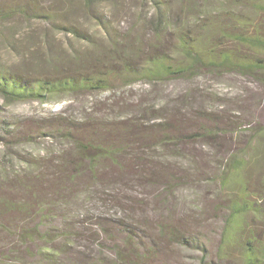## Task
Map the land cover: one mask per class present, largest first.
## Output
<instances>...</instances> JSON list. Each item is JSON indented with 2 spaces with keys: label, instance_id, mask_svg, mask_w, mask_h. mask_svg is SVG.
Here are the masks:
<instances>
[{
  "label": "rangeland",
  "instance_id": "374dc122",
  "mask_svg": "<svg viewBox=\"0 0 264 264\" xmlns=\"http://www.w3.org/2000/svg\"><path fill=\"white\" fill-rule=\"evenodd\" d=\"M16 1L19 0H0L9 5ZM63 1L40 0L45 8L61 9L58 15L62 20L71 21L85 31V41H76L72 33L54 28L48 22L15 21L20 30L14 39L17 48L0 46V63L14 66L15 71L29 72L30 76L56 73L50 67L45 68V63L52 59L47 53L35 59L31 68L24 67L30 64L24 63L20 42L32 28L47 31L48 43L65 51L66 58L56 61L58 72L62 68L68 72H106L114 67L116 74L110 77V88L104 91L61 93L46 102L13 101L2 108L0 212L9 222L12 218L24 217L25 209L37 212L38 203L44 198L52 199L50 209L41 211L48 221L38 229L53 235L58 244L63 242L64 224L89 222L91 216L105 217L103 224H107L108 217H128L142 226L152 227L167 220L179 223L184 233L199 236L204 250L195 244L185 246L162 238L161 253L152 264H200V257L207 264H242L244 241H251L254 235L259 237L264 229V74L253 69L246 74L210 70L188 78L150 81L139 76H124L114 63L130 59L139 64L149 55L162 53L178 57L173 54L178 52V31L185 33L186 29L191 39H201L215 53L228 50L234 59L249 63L263 60V51L244 46L227 32H238L242 24L249 32H264V6L260 7L264 0H99L93 10L102 19L91 11L79 10L77 0ZM71 6L78 9L71 11ZM157 10L168 18V24L162 25L165 29L160 33L155 29ZM64 21L61 22L66 23ZM44 42V39L32 40L30 44L24 41L26 46L32 49L39 46L46 52ZM175 114L190 118L185 124L189 134L201 124L193 118L195 115L217 119L221 131H214L217 135L212 133L203 139L164 138L162 142L150 137L146 146H130L122 158L142 156L144 161L137 165L150 162L163 173L166 182L172 179L170 185L165 181L154 184L148 181L125 183L120 179L109 183L108 178L99 183L81 180L74 191L65 186L61 210L58 214L54 212L53 201L59 193L54 189L46 190L35 174L43 172L53 177L59 174L61 167L55 164L62 163L64 158L76 159L72 145L58 132L62 123L69 121L86 126L87 121L102 119L112 123L140 119L144 124H151L155 117H175ZM233 157L240 161L241 170L237 173L230 167ZM242 185L252 204H257L258 218L246 215L242 229L234 232L225 228L224 219L229 199ZM112 197L117 203L106 202ZM61 215L59 224L57 220ZM23 219L24 223L31 221L39 227L38 218ZM33 223L27 228H32ZM81 226L94 229L90 223ZM222 232L232 239L221 243ZM83 236L84 239L68 245L69 248L104 262L114 260L109 251L111 244L102 243L105 238L96 244L87 230ZM50 238L22 244L16 236L0 229V264H49L38 248ZM115 239L121 247L120 238Z\"/></svg>",
  "mask_w": 264,
  "mask_h": 264
},
{
  "label": "trees",
  "instance_id": "16d2710c",
  "mask_svg": "<svg viewBox=\"0 0 264 264\" xmlns=\"http://www.w3.org/2000/svg\"><path fill=\"white\" fill-rule=\"evenodd\" d=\"M77 1L79 10L86 13L91 11V14L101 19L103 18L95 13L96 10H93V6L99 0ZM61 2L63 3L64 1L61 0ZM43 5L44 2H40V0H19L10 5L0 2V46L6 45L12 49L17 48L14 39L16 35L20 34V30L16 26L15 21L48 22L54 28L66 29V33H72L76 41L86 40L85 36L87 35L85 31L74 26L75 23L61 19L58 15L61 9L45 8ZM263 6L264 3L260 7L263 8ZM71 8V11L78 9L76 6H71ZM154 18L156 22L158 21V25L155 24V29L160 33L168 24V18L165 15H161L160 10L155 12ZM59 21L66 23H57ZM102 23L104 24V22ZM163 24L164 27H162ZM178 32V52H173L178 57L166 56L164 53L158 55L152 54L139 64L130 59H124L119 64L114 63V66L119 65L118 71L128 78L139 76L147 78L150 81L180 77L188 78L210 70L236 71L240 74H246V71L249 72L253 69L254 72L259 71L264 74V59L250 63L237 60L231 56L228 50L215 53L201 39L196 37L191 39L188 29L185 30V33L182 30ZM227 33L232 34L231 36L239 40L244 46L264 52V32H257L256 30L249 32L247 27H244V24H242L238 32ZM38 35H41V37H38ZM48 35L47 31L42 32V30L38 29H29L26 33V39L20 42V47L24 51V63L30 64L24 67L31 68L35 64V59L47 53L52 59H49L45 63V68L50 67L56 73H45L43 76H30L29 72L15 71L13 69L14 66L0 63V100H2L0 101V111L6 104L13 101L39 100L46 102L49 97L61 93L104 91L110 88L112 82L110 77L116 74L114 67L106 72L102 70L68 72L64 71L63 68L61 72H58L56 69L58 62L56 61L66 58L65 51L52 42L48 43ZM39 39L45 40L44 46L45 43L47 44L46 52L39 46L36 49H32L24 43V41H27V44H30L32 40L37 41ZM178 116L179 114H175V117L173 115L162 118L155 117L151 124H144L143 122L145 121L140 119H126L124 122L117 121L118 123L102 119L103 121L99 122L87 121L88 125L86 126L69 121L62 123L59 126L61 130L58 132L64 139L70 142L75 151L76 156L74 157L76 159L67 160L64 158L62 163L55 164L61 167L57 171L59 174H55L53 177H47L48 174H44L43 172L35 174V178L43 184L46 190L54 189L59 193L57 199L53 201L54 212L58 214L61 210L62 202L64 201L62 194L66 191L65 186L67 185L69 190L74 191L73 188L81 180L82 182L86 181V183H99L104 178H108L109 183L120 179V181L122 180L125 183L148 181L154 184L157 181H167L163 173L150 162L137 165V163L144 161L142 156H136L134 159L129 156L130 159L122 160L130 146L132 148L133 145H145V142L150 137H155L157 140H162V142H165L164 138L172 140H182V138L203 139L210 137L214 131H221L218 127L217 119L204 115H195L193 118L198 119L201 124L189 134L185 124L190 118ZM213 135L217 134L213 133ZM142 151H144L143 148ZM102 161H105V164ZM230 162L233 173L241 170L239 159L236 160L233 157ZM171 180L169 179L166 183L170 185ZM241 188L229 199V206L226 211L227 215L224 219L225 228L227 226L226 229L234 232L242 229L243 218L246 215L253 214L258 218L257 214L259 210L257 204H252L253 200L248 198L243 185ZM106 202L114 204L117 203V200L112 197L106 200ZM51 204L52 199L47 198L45 200L44 198V201H39V210L37 212H26L27 209H25L22 213L24 217L21 218L19 216L21 219L12 218L9 221L11 223L0 212V229L10 235L16 236L22 244L34 243L37 239L43 240L51 236L47 241L44 240L45 245L43 247L38 248L40 255L44 256V260L49 264H152L158 254L161 253L159 242L162 238L185 246L195 244V246L204 250L203 245L200 243L203 241L198 238L199 236L193 237L184 233L182 226L178 222L179 226L165 220L152 227L148 224L142 226L133 218L108 217L107 224H103L105 217L101 216H91L89 222L85 223L73 221L68 223V226L64 224L63 229L65 232L63 233L62 231L63 242L59 243V245L55 237L53 238V235L41 233L38 229L42 223L48 221L47 216L41 213V211L44 208L50 209ZM23 218H28V220L32 221L38 218L40 221L39 227L31 221L24 223L25 219ZM57 221L61 224L62 215ZM30 223H33V226L28 229L27 226ZM88 223L93 225L94 229L81 226L88 225ZM152 229L157 232L154 233ZM86 230L92 234L96 244L102 238H105L102 243L113 245L112 248L110 245L109 251L113 253L114 260L110 259L104 262L102 259H94L90 255L81 254L79 251H73L69 248L70 244L75 245L77 241L84 239L83 232ZM259 235L260 238L254 235L251 241H244L242 264H264V229L260 231ZM116 236L120 238L121 247L115 241ZM201 238L204 239L203 236ZM230 239H232V236L230 237L229 234L222 232L221 243L224 244L230 241ZM64 255H68V257L66 256L64 259ZM200 260V264H207L202 257H200Z\"/></svg>",
  "mask_w": 264,
  "mask_h": 264
}]
</instances>
